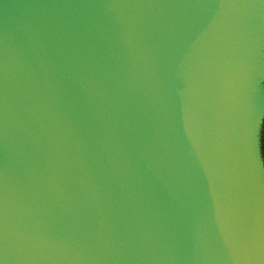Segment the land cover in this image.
I'll list each match as a JSON object with an SVG mask.
<instances>
[{"label": "water", "instance_id": "obj_1", "mask_svg": "<svg viewBox=\"0 0 264 264\" xmlns=\"http://www.w3.org/2000/svg\"><path fill=\"white\" fill-rule=\"evenodd\" d=\"M0 264H264V0H0Z\"/></svg>", "mask_w": 264, "mask_h": 264}]
</instances>
